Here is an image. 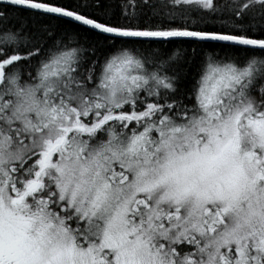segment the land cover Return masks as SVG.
Masks as SVG:
<instances>
[{
  "label": "snow or ice",
  "instance_id": "snow-or-ice-1",
  "mask_svg": "<svg viewBox=\"0 0 264 264\" xmlns=\"http://www.w3.org/2000/svg\"><path fill=\"white\" fill-rule=\"evenodd\" d=\"M0 264H264V0H0Z\"/></svg>",
  "mask_w": 264,
  "mask_h": 264
}]
</instances>
